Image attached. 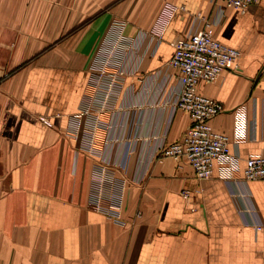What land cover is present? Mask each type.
Listing matches in <instances>:
<instances>
[{
	"label": "crops",
	"instance_id": "obj_1",
	"mask_svg": "<svg viewBox=\"0 0 264 264\" xmlns=\"http://www.w3.org/2000/svg\"><path fill=\"white\" fill-rule=\"evenodd\" d=\"M218 2L0 0V264H264V180L243 178L264 152V0L211 27L241 56L199 83L230 159L207 179L157 159L192 123L176 78L158 91L174 38Z\"/></svg>",
	"mask_w": 264,
	"mask_h": 264
},
{
	"label": "built area",
	"instance_id": "obj_2",
	"mask_svg": "<svg viewBox=\"0 0 264 264\" xmlns=\"http://www.w3.org/2000/svg\"><path fill=\"white\" fill-rule=\"evenodd\" d=\"M260 0H219L214 15L210 18V28L200 25L185 30L174 38V53L166 64L159 80L158 91L163 95L173 78L178 83L171 101L175 109L189 114L192 123L183 136L162 146L157 159L166 157L187 160L201 179L212 177L217 160L230 159V136L216 129L212 120L224 110V104L199 91L201 81L214 82L230 65L238 66L241 51L222 42L211 27L222 25L227 18V9L236 8L242 12ZM179 6L167 2L161 11V27L148 34V38L161 37L162 27L176 15ZM200 21V19H199ZM139 42L134 41L131 50H138ZM119 73L125 69L121 65ZM245 181L264 180V152L251 155L244 169ZM97 207L98 203H95ZM257 228H262L261 224Z\"/></svg>",
	"mask_w": 264,
	"mask_h": 264
}]
</instances>
